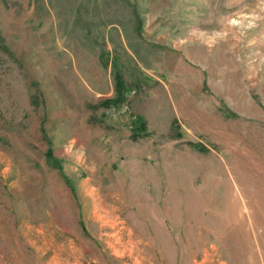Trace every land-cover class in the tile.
<instances>
[{
    "label": "rangeland",
    "instance_id": "374dc122",
    "mask_svg": "<svg viewBox=\"0 0 264 264\" xmlns=\"http://www.w3.org/2000/svg\"><path fill=\"white\" fill-rule=\"evenodd\" d=\"M0 264H264V0H0Z\"/></svg>",
    "mask_w": 264,
    "mask_h": 264
},
{
    "label": "trees",
    "instance_id": "16d2710c",
    "mask_svg": "<svg viewBox=\"0 0 264 264\" xmlns=\"http://www.w3.org/2000/svg\"><path fill=\"white\" fill-rule=\"evenodd\" d=\"M118 78H120V77H118ZM120 82L122 83V80H119V83H120ZM138 124H139V127H143V123L140 122V123H138Z\"/></svg>",
    "mask_w": 264,
    "mask_h": 264
},
{
    "label": "bare ground",
    "instance_id": "6f19581e",
    "mask_svg": "<svg viewBox=\"0 0 264 264\" xmlns=\"http://www.w3.org/2000/svg\"><path fill=\"white\" fill-rule=\"evenodd\" d=\"M214 246H216V245H214Z\"/></svg>",
    "mask_w": 264,
    "mask_h": 264
}]
</instances>
